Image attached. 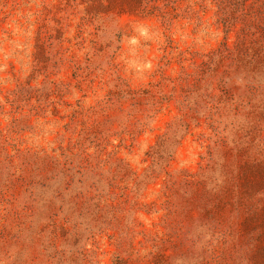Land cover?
<instances>
[{
    "label": "rangeland",
    "instance_id": "rangeland-1",
    "mask_svg": "<svg viewBox=\"0 0 264 264\" xmlns=\"http://www.w3.org/2000/svg\"><path fill=\"white\" fill-rule=\"evenodd\" d=\"M0 264H264V0H0Z\"/></svg>",
    "mask_w": 264,
    "mask_h": 264
},
{
    "label": "clouds",
    "instance_id": "clouds-1",
    "mask_svg": "<svg viewBox=\"0 0 264 264\" xmlns=\"http://www.w3.org/2000/svg\"><path fill=\"white\" fill-rule=\"evenodd\" d=\"M132 35H125L122 39L126 41L127 53L122 57L126 69L137 77L150 74L155 65L151 59L141 58L139 49L155 38V33L151 27L143 22H136L131 25Z\"/></svg>",
    "mask_w": 264,
    "mask_h": 264
}]
</instances>
